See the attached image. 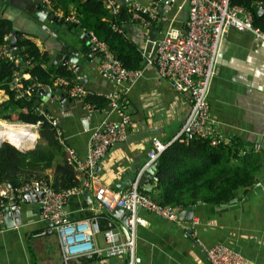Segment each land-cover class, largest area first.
<instances>
[{"label":"crops","instance_id":"1","mask_svg":"<svg viewBox=\"0 0 264 264\" xmlns=\"http://www.w3.org/2000/svg\"><path fill=\"white\" fill-rule=\"evenodd\" d=\"M78 1L84 0H50L48 5L40 2L49 10L51 17L45 23L49 29H57L56 36L41 28L31 0H0V23L5 22L3 28L10 29L7 34L9 38L16 30V33L20 32L35 41L39 50L46 53V60L38 58L34 61H38L45 70L62 65L69 69L70 64L74 63L63 64L61 60H54L64 37H70L72 48L80 50L84 42L78 36L83 31L87 42L88 30H79L62 19L66 15L77 19ZM151 1L125 0L120 3V9L132 3L148 7ZM102 3L105 7L103 0ZM187 15V0H158L154 17L148 24L132 20L129 14L127 20H121V28L125 30L127 38L142 50L150 40L155 19L153 34L157 41L167 32L182 34ZM78 65V75L82 77L84 86L92 91V96L106 100L105 95L116 87L100 70L99 55L92 51L89 57L81 51ZM139 69L142 74L136 81L116 88L119 106L115 110H110L108 100L91 103L85 98L70 97L63 89H53L48 84L41 83L43 87L39 88L47 92L50 90L54 97L39 93V88L35 95L36 105L58 121L62 131L58 136L59 141L61 139L66 150H72L79 159L87 155L92 129L104 119L118 120L121 114L129 117L124 138L111 145L93 168L90 187L83 188L81 192H72L63 205L66 218L70 221L97 216L100 231L106 227L107 218L112 219L123 238L128 233L121 219L113 215L112 210L98 205L95 191L100 186L128 188L141 172L140 187L154 199L159 193L157 180L142 175L151 137L157 135L161 141L169 142L190 108L187 95L178 92L169 80L159 77L154 64L144 63ZM0 96L3 100L8 98L3 90ZM65 96L71 100L60 102ZM208 103L214 129L230 140L225 147L231 150L237 147L238 153L248 157L259 154V168L254 173V181L246 189L240 188L229 200L212 202L199 197L194 203L179 208L192 206L193 216L190 220H168L140 208L137 214L145 220L135 229V252L141 258L140 264H209L204 247L215 243L238 250L252 264H264V47L251 32L227 29L218 52ZM23 138L29 137H22L19 141ZM236 156L239 157L238 154ZM230 161L232 164L241 163L237 158ZM43 172L51 179L52 168H46ZM77 176L81 180L82 175ZM148 182H152L153 186L151 190H144ZM4 193L8 197L13 195L9 184L0 185V195ZM18 207L20 223L10 228L4 223L0 229V264H64L56 235L34 236V233L49 226L40 211L39 202L21 200ZM95 242L98 246H106L102 233L95 235ZM125 262V255L108 259L109 264ZM71 264L97 263L94 259H79Z\"/></svg>","mask_w":264,"mask_h":264},{"label":"built area","instance_id":"2","mask_svg":"<svg viewBox=\"0 0 264 264\" xmlns=\"http://www.w3.org/2000/svg\"><path fill=\"white\" fill-rule=\"evenodd\" d=\"M187 1L188 15L184 32L182 34L167 32L160 40L147 41V45L141 50L145 63L154 64L159 77L169 80L178 92L187 95L190 102L188 113L169 142H163L157 135H152L145 166L158 160L164 149L173 141L188 144L193 139H208L212 146L227 145L230 142L229 138H223L212 125L208 103V93L216 73L220 45L227 29L234 28L238 31L251 32L264 47V30L253 24L252 13L243 6L233 4L232 0ZM41 2L50 4V0H41ZM103 2L112 14L119 13L121 4L118 0H103ZM157 2L158 0H152L148 7H141L136 3L127 4L125 7L132 20L148 24L154 17ZM64 20L70 23L77 22L76 17L72 15L65 16ZM8 39V36L0 39V59L17 62L15 50L11 48ZM87 43L89 48L100 57V70L116 88L132 83L141 76V69L124 67L110 51L106 42L99 39L94 32L87 31ZM26 64L31 65L30 60H26ZM70 65L68 68L74 73V77L69 79L56 76L52 86L48 87L63 89L66 95L77 99L92 96V91L84 86L82 77L78 75L75 64ZM24 79L28 81L25 84ZM10 87L19 98L43 85L29 73L15 70ZM116 88L105 95L110 110H115L119 106V92ZM35 111L55 127L60 137L62 131L58 121L38 106ZM39 123L40 121H37L34 124ZM128 124L129 117L126 114H121L118 120L104 119L99 126L91 130L89 148L84 159H79L72 150L67 149L68 159L74 163L77 175H82L79 185L55 190L48 180L40 178L22 184L17 188L16 195L10 197L5 193L0 195V229L4 227L3 208L9 204L10 199L21 200L24 193H41L38 202L43 217L51 224L34 233V236L56 235L64 264H71L79 259H94L97 264H109V258L121 255L126 256L125 264H140L141 258L135 252V229L138 224H144L145 220L137 214L138 210L143 208L161 218L173 221L178 219L180 210L178 207L161 204L144 193L139 183L141 172L128 188L112 189L100 186L95 191V199L99 206L106 207L109 211L114 207H120L127 213L126 238L121 236L119 228L114 225L112 219L107 218L106 227L100 231L97 216L70 221L63 211L64 202L72 192H81L83 188L90 187L93 168L111 145L124 138ZM4 197L8 200H4ZM97 233H102L106 246L96 244ZM204 251L209 264H252L241 252L221 243L204 247Z\"/></svg>","mask_w":264,"mask_h":264},{"label":"trees","instance_id":"3","mask_svg":"<svg viewBox=\"0 0 264 264\" xmlns=\"http://www.w3.org/2000/svg\"><path fill=\"white\" fill-rule=\"evenodd\" d=\"M231 2L248 9L252 13L253 24L264 30V14L256 13L257 7L264 0ZM76 11L78 21L67 22L69 25H74L79 30L94 31L99 39L107 43L124 67H143L145 60L140 48L127 38L125 30L122 29L121 20L129 17L126 7L121 6L120 12L114 16L104 7L102 0H84L76 3ZM4 23H0V39L10 33L9 28H3ZM15 38L14 54L17 62L0 59V91L3 90L8 96L0 103V119H22L33 124L40 121L39 141L34 148L31 147L32 149L25 152L7 142L0 146V185L9 184L12 193L16 195L17 188L22 184L40 179L41 172L52 168L51 179L47 176L45 179L49 180L55 190L77 186L81 180L76 174L74 163L68 159L65 145L59 141L55 127L35 111L36 90L17 98L10 87L15 70L29 73L38 82L48 85H52L56 76L71 79L74 73L66 69L65 65L51 66L45 70L38 61H34L38 58L46 60V53L39 50L35 41L20 32L16 33ZM26 60L33 64L27 65ZM27 82L26 79L23 80L24 84ZM85 99L91 103H102L104 100L94 96ZM15 145L25 146L23 142ZM225 146H212L208 139H193L188 144L178 141L168 144L158 158L156 177L159 193L154 199L161 204L181 208L188 203H194L199 197L212 202L226 201L240 188L246 189L253 183L254 173L259 168V154L248 157L238 153L237 147L231 150ZM231 158H237L241 163L232 164ZM4 200L7 201L8 198L4 197Z\"/></svg>","mask_w":264,"mask_h":264},{"label":"water","instance_id":"4","mask_svg":"<svg viewBox=\"0 0 264 264\" xmlns=\"http://www.w3.org/2000/svg\"><path fill=\"white\" fill-rule=\"evenodd\" d=\"M40 0H31V4L34 7V14L36 15L38 21L41 22V28L44 30H46L47 32H49L50 35L52 36H56V32L57 29L51 30L49 29V27L46 25L45 20H47L49 17H51L49 10L42 5V3H40ZM119 3L121 2H125V0H118ZM257 15H263L264 14V3H261L256 10ZM53 19L56 21V16L53 17ZM154 22H156V19L154 20ZM154 22L152 24L151 27V33L149 35V39L150 40H154V31H155V26H154ZM15 34H16V30H13L11 37L9 38V42H10V46L13 50H15L16 48V44H15ZM84 32L81 31L79 33V38L82 39V41L84 42V45L81 47L80 50L76 49V48H72V41L70 40V37H64L63 38V44H60V48L58 49V55L56 56V59L54 60V62H57L58 60H61V62L63 64L65 63H74L76 64L75 67L76 69L78 68V60H79V53L82 51L85 55L91 57L92 56V51L89 48V45L86 41V35L84 36ZM65 36V34H64ZM39 93H43L45 95L54 97V95L50 92V91H44L42 88H39ZM70 101V98L62 97L60 99V102H63L65 100ZM13 122L16 123H20V124H24V125H29L31 128H37L38 125L37 124H33V123H27L24 122L22 119H16ZM38 129V128H37ZM39 138V134L37 132V137L34 139L33 142V146L32 148L35 147L37 139ZM7 142L11 145H13L12 143L8 142V141H0V146L4 143ZM15 148H17L20 151H27V150H23L15 145H13ZM31 149V148H30ZM29 150V149H28ZM158 165V160L150 163L149 165H147L145 167L144 172L142 173L143 177H149L152 176L153 179L157 180V177L155 175V169L157 168ZM153 186L152 182H148L146 185H144L143 189L144 190H151ZM84 194H87V191H84ZM41 193H24L21 197V200L23 202H31V201H35L37 202L39 197H41ZM19 199L16 198H12L9 201V204L6 205L3 208V215H4V223L6 225V227H13L15 224H19L20 223V207H18V202L21 201ZM40 211L42 212V209H40ZM112 214L115 215L116 217H119L123 223V226L125 228L126 231V224H127V219H128V215L127 213L123 212V209L120 207H114L112 210ZM193 216V210H192V206L188 205L186 206L184 209H180L179 210V215L178 218L182 219V220H190ZM49 225L51 224L48 221ZM127 233V232H126Z\"/></svg>","mask_w":264,"mask_h":264},{"label":"bare ground","instance_id":"5","mask_svg":"<svg viewBox=\"0 0 264 264\" xmlns=\"http://www.w3.org/2000/svg\"><path fill=\"white\" fill-rule=\"evenodd\" d=\"M35 133L37 135L36 129L31 128L29 125H24L16 122H8L0 119V139H3L1 141H8L10 143L12 142L15 143L19 141V139L22 137L32 138V140L28 145L22 147L17 146L23 150H28L33 146L34 139L37 137V136L34 137ZM19 142H24V141L20 140Z\"/></svg>","mask_w":264,"mask_h":264},{"label":"rangeland","instance_id":"6","mask_svg":"<svg viewBox=\"0 0 264 264\" xmlns=\"http://www.w3.org/2000/svg\"><path fill=\"white\" fill-rule=\"evenodd\" d=\"M3 100V98H2V96H0V102ZM15 118V117H14ZM1 120H3V119H1ZM4 121H8V120H4ZM8 122H13V121H8ZM38 128V127H37ZM36 128V131L38 132V129ZM39 134V133H38ZM32 139H29V138H23V143H29V141H31ZM38 140H39V138L37 139V142H38ZM36 142V143H37ZM32 149V148H31ZM30 150V149H29ZM39 178H46L45 176H44V172H41V177H39Z\"/></svg>","mask_w":264,"mask_h":264}]
</instances>
